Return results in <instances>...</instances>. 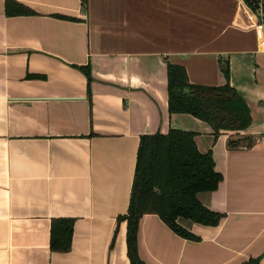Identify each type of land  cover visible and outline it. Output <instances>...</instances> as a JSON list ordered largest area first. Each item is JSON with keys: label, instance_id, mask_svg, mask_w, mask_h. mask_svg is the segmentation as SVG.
Here are the masks:
<instances>
[{"label": "crops", "instance_id": "1", "mask_svg": "<svg viewBox=\"0 0 264 264\" xmlns=\"http://www.w3.org/2000/svg\"><path fill=\"white\" fill-rule=\"evenodd\" d=\"M0 0V264H130L126 220L139 137L194 131L221 175L197 194L220 213L205 225L140 217L146 264H264V46L242 0ZM229 84L249 124L219 130L167 112L166 61L190 82ZM87 65V76L81 66ZM28 74H31L28 76ZM247 136L237 146L228 139ZM74 219L70 248L50 249V222Z\"/></svg>", "mask_w": 264, "mask_h": 264}, {"label": "trees", "instance_id": "2", "mask_svg": "<svg viewBox=\"0 0 264 264\" xmlns=\"http://www.w3.org/2000/svg\"><path fill=\"white\" fill-rule=\"evenodd\" d=\"M86 0H82L84 4ZM252 11L256 0H242ZM264 12V1L262 2ZM8 15L29 14L33 10L16 0H6ZM264 31V14L262 17ZM87 76V65L81 66ZM224 77L221 84L190 82L182 64L166 61L167 112H182L205 121L215 136L219 130H241L250 122L248 107L229 84L228 61L219 62ZM31 74H28V76ZM194 131L168 128L166 132L144 133L139 137L134 176L127 210L117 217L126 220V246L130 264H146L138 254V226L140 217L155 213L175 233L189 238L195 236L185 229L179 218L214 225L220 213L202 204L197 194L216 188L221 175L214 169L209 150L200 151L193 139ZM250 144L247 136L228 139L229 147L242 140ZM74 219L54 217L50 222L49 246L56 251L70 248ZM258 258H249L237 264H257Z\"/></svg>", "mask_w": 264, "mask_h": 264}, {"label": "built area", "instance_id": "3", "mask_svg": "<svg viewBox=\"0 0 264 264\" xmlns=\"http://www.w3.org/2000/svg\"><path fill=\"white\" fill-rule=\"evenodd\" d=\"M264 0H256V9L252 12L255 13V21H254V32L256 37L258 38L260 44H262V46H264V31H263V27H262V17L264 12L262 11V2Z\"/></svg>", "mask_w": 264, "mask_h": 264}, {"label": "rangeland", "instance_id": "4", "mask_svg": "<svg viewBox=\"0 0 264 264\" xmlns=\"http://www.w3.org/2000/svg\"><path fill=\"white\" fill-rule=\"evenodd\" d=\"M262 8H263V5H262Z\"/></svg>", "mask_w": 264, "mask_h": 264}]
</instances>
